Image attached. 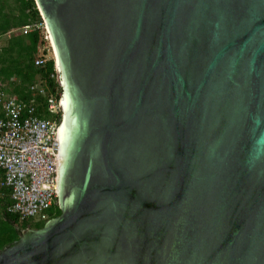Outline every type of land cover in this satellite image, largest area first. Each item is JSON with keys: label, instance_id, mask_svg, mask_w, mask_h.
Wrapping results in <instances>:
<instances>
[{"label": "water", "instance_id": "obj_1", "mask_svg": "<svg viewBox=\"0 0 264 264\" xmlns=\"http://www.w3.org/2000/svg\"><path fill=\"white\" fill-rule=\"evenodd\" d=\"M35 3L61 212L0 264H264V0Z\"/></svg>", "mask_w": 264, "mask_h": 264}, {"label": "built area", "instance_id": "obj_2", "mask_svg": "<svg viewBox=\"0 0 264 264\" xmlns=\"http://www.w3.org/2000/svg\"><path fill=\"white\" fill-rule=\"evenodd\" d=\"M42 19V18H41ZM40 30L42 42L34 47V64L44 66L54 52L44 20L31 21L10 34L26 35ZM57 72L51 74L56 78ZM58 81V79H57ZM0 87V192L7 189L8 211L21 221L45 220L47 210L58 205V126L55 118L39 115L34 99L23 100ZM33 94L44 97L47 112H61L58 93L38 82L29 86Z\"/></svg>", "mask_w": 264, "mask_h": 264}, {"label": "trees", "instance_id": "obj_3", "mask_svg": "<svg viewBox=\"0 0 264 264\" xmlns=\"http://www.w3.org/2000/svg\"><path fill=\"white\" fill-rule=\"evenodd\" d=\"M40 12L35 0H0V38L8 35L13 28L21 27L31 21H40ZM42 42L40 30H33L26 35L10 34L5 42L0 44V87L23 100L34 99L37 112L52 118L44 106V97L33 94L29 86L40 79L46 81L48 86L55 87L58 83L51 74H55L54 61L50 59L44 66L34 64V47ZM59 88V84L57 85ZM59 97V95H58ZM50 116V117H49ZM0 192V250L12 244L20 237L22 230L28 226V221H21L19 217L7 207L10 198L7 189ZM58 205H53L47 210V216L55 217L60 214ZM34 227L43 225L44 220H37Z\"/></svg>", "mask_w": 264, "mask_h": 264}, {"label": "bare ground", "instance_id": "obj_4", "mask_svg": "<svg viewBox=\"0 0 264 264\" xmlns=\"http://www.w3.org/2000/svg\"><path fill=\"white\" fill-rule=\"evenodd\" d=\"M46 28H47L48 33H49L51 45H52L54 56H55V69L57 67L56 72H57V74L59 76V79H60V81H61V83H62V85L64 87V91L62 92V96H61V99H60V105H61V108H62V119H61V122L59 123L58 133H57L58 144H59L60 143V132H61L62 124H63V121H64V117H65V84H64V81H63V77H62V73H61V70H60L59 62H58V59H57L56 51H55V48H54L53 40H52L51 34L49 32L47 23H46ZM58 166H59V149H58Z\"/></svg>", "mask_w": 264, "mask_h": 264}, {"label": "rangeland", "instance_id": "obj_5", "mask_svg": "<svg viewBox=\"0 0 264 264\" xmlns=\"http://www.w3.org/2000/svg\"><path fill=\"white\" fill-rule=\"evenodd\" d=\"M13 1H14V0H12V2H13ZM36 6L38 7L39 12L42 13V12H41V9L39 8V5H37V3H36ZM7 37H8V35L1 37V38H0V44L4 43ZM54 57H55V56H54ZM56 69H57V67H56ZM57 79H59V76H58V75H56L55 81H57ZM37 82L40 83V84H45V83H46V81H45L44 79H40V80H38ZM57 85H58V84H57ZM57 85H56L55 87H53V86H48V84H46V86H47V88H48L49 91H53L54 93H58L59 97H61V95H62V90H61V88H59ZM50 114H51V113H50ZM50 116H51L52 118H55V119L60 123V122H61V119H62V112H59V113H56V114H51ZM50 116H49V117H50ZM37 220H38V219H32V221H28V226L25 227V228H35V227H34V223H36L35 221H37ZM46 220H47V219H46ZM46 220H44V222H45ZM44 222H43V223H44ZM25 228H24V229H25ZM24 229H23V230H24Z\"/></svg>", "mask_w": 264, "mask_h": 264}, {"label": "clouds", "instance_id": "obj_6", "mask_svg": "<svg viewBox=\"0 0 264 264\" xmlns=\"http://www.w3.org/2000/svg\"><path fill=\"white\" fill-rule=\"evenodd\" d=\"M36 4V3H35ZM38 8V7H37ZM39 10V9H38ZM40 15H41V17H42V19H43V16H42V13H40ZM44 20V19H43ZM54 61V68H55V60H53ZM55 72H56V69H55ZM58 75V74H57ZM58 84H59V86H60V88H61V85H60V79H58V81H56ZM62 90V89H61ZM60 99H61V97H60ZM61 112H62V108H61ZM48 219V218H47ZM46 220V219H45Z\"/></svg>", "mask_w": 264, "mask_h": 264}]
</instances>
